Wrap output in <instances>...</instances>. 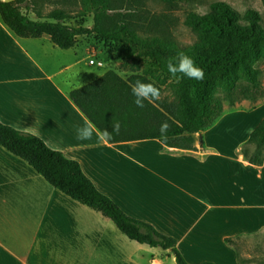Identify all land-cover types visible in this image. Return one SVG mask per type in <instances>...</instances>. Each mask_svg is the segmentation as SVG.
Instances as JSON below:
<instances>
[{
	"label": "crops",
	"instance_id": "0c3cea01",
	"mask_svg": "<svg viewBox=\"0 0 264 264\" xmlns=\"http://www.w3.org/2000/svg\"><path fill=\"white\" fill-rule=\"evenodd\" d=\"M90 59L79 44L61 49L47 35L19 37L0 17V121L77 160L128 215L175 238L188 262L219 264L223 256L229 258L223 262H238L226 238L264 230V162L252 164L240 153L264 118V104L225 113L195 134L196 150L158 139L110 143L70 98L106 72ZM77 125H90L91 138L77 139ZM0 264L176 260L170 249L130 240L110 218L0 145Z\"/></svg>",
	"mask_w": 264,
	"mask_h": 264
},
{
	"label": "trees",
	"instance_id": "16d2710c",
	"mask_svg": "<svg viewBox=\"0 0 264 264\" xmlns=\"http://www.w3.org/2000/svg\"><path fill=\"white\" fill-rule=\"evenodd\" d=\"M82 1L85 10L93 14L91 26L67 22L75 9V3L68 0H61L59 4H52L51 0H0V17L17 36L40 38L47 35L61 49L73 48L81 36L94 34L115 41L134 34L132 23L126 18L132 15L131 7L128 6V14L121 13L125 15L122 22L114 20L111 13L119 2L140 5L141 0ZM160 1L174 6L178 0ZM262 3L264 5V0ZM50 4L52 8L47 9ZM135 11H139L138 6ZM114 15L120 16L119 13ZM185 24L196 35L191 45L181 46L171 39L155 37L145 48L159 74L144 70L123 77L110 69L70 92L74 104L108 142L158 139L167 147L196 150L195 134L212 127L225 114L222 101L214 96L215 89L222 87L230 93L241 77L251 83L257 81L255 63L264 60V19L259 11L248 9L241 13L227 2L215 1L206 13H187ZM156 28L155 23L148 25V31ZM181 51L203 70L202 80L170 75L168 61ZM166 78L176 81L172 99L163 97L162 85ZM136 81L154 85L160 91L159 99L145 101L143 108L137 107L132 95ZM110 122H119V134L111 132ZM164 122L168 129L161 133L160 126ZM200 142L203 144L202 137ZM0 145L28 162L55 188L110 218L130 240L170 249L177 264H216L212 261L188 262L175 238L128 215L96 187L77 160L52 149L40 136L0 121ZM240 153L252 164L264 162V118L242 145ZM257 233L228 237L226 242L233 246L239 238Z\"/></svg>",
	"mask_w": 264,
	"mask_h": 264
},
{
	"label": "rangeland",
	"instance_id": "374dc122",
	"mask_svg": "<svg viewBox=\"0 0 264 264\" xmlns=\"http://www.w3.org/2000/svg\"><path fill=\"white\" fill-rule=\"evenodd\" d=\"M68 1L75 3V9L67 22L74 25L91 26L93 24V14L85 10L84 1ZM215 1L227 2L241 13L248 9H255L259 11L264 19L262 0H178L174 6H169L160 0H141L140 5L119 2L116 6L117 9L111 13V17L117 22H122L125 15L121 13L128 12V6L131 7L132 15L126 18L132 23L134 34L115 41L105 40L94 34L81 36L78 38L77 44L84 48L87 54H95L97 61L103 62L101 67L95 65V70L107 71L112 69L123 77H127L134 72L141 73L144 70H151L159 74L145 49L147 45L155 37L171 39L181 46L191 45L195 41L196 35L185 24L186 14L189 12L206 13L209 11L210 4ZM53 2L59 4L61 0H51L52 4ZM52 4L47 9L52 8ZM137 6L139 7L138 12L135 11ZM116 13H119L120 16H115ZM30 15L34 18L32 13ZM152 23H155L157 28L151 32L148 31V25ZM255 67L258 70L255 83L241 77L237 82V86L230 93L222 87L215 89L214 96L222 101L225 113L236 110H250L264 104V60L257 61ZM175 82L171 78L165 79V83L162 85L164 98L172 99L174 97L173 86ZM232 248L236 252L238 262H223L222 259L229 260L228 256H223L219 260V264H264V230L258 232L257 235L239 238Z\"/></svg>",
	"mask_w": 264,
	"mask_h": 264
},
{
	"label": "clouds",
	"instance_id": "9594fccd",
	"mask_svg": "<svg viewBox=\"0 0 264 264\" xmlns=\"http://www.w3.org/2000/svg\"><path fill=\"white\" fill-rule=\"evenodd\" d=\"M168 71L172 77H176L178 74L188 79L202 80L204 78V72L202 69L195 66L194 61L183 51L178 52L177 55L171 58L167 64ZM132 95L134 97V103L137 107H145V101L151 102L152 100L159 99L160 91L152 84H146L141 81H136V84L132 87ZM113 133L119 134L120 124L119 122H110ZM168 129L167 122H164L160 126V132L164 133ZM110 136L111 133H108ZM92 136V127L85 125L83 127L76 126V138L79 140H87Z\"/></svg>",
	"mask_w": 264,
	"mask_h": 264
},
{
	"label": "built area",
	"instance_id": "2783aa9c",
	"mask_svg": "<svg viewBox=\"0 0 264 264\" xmlns=\"http://www.w3.org/2000/svg\"><path fill=\"white\" fill-rule=\"evenodd\" d=\"M91 56V59H90V64H92V65H97V66H99V67H101L102 65H103V62H101V61H97V58H95V54H92V55H90Z\"/></svg>",
	"mask_w": 264,
	"mask_h": 264
}]
</instances>
